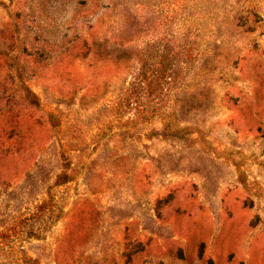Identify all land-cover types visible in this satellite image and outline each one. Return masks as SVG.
Returning a JSON list of instances; mask_svg holds the SVG:
<instances>
[{"label":"rangeland","instance_id":"obj_1","mask_svg":"<svg viewBox=\"0 0 264 264\" xmlns=\"http://www.w3.org/2000/svg\"><path fill=\"white\" fill-rule=\"evenodd\" d=\"M0 264H264V0H0Z\"/></svg>","mask_w":264,"mask_h":264}]
</instances>
